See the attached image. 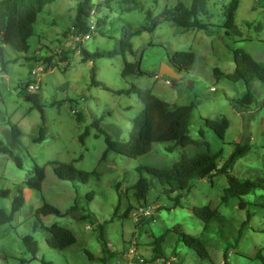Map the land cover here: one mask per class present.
I'll list each match as a JSON object with an SVG mask.
<instances>
[{"label":"rangeland","instance_id":"obj_1","mask_svg":"<svg viewBox=\"0 0 264 264\" xmlns=\"http://www.w3.org/2000/svg\"><path fill=\"white\" fill-rule=\"evenodd\" d=\"M135 1L139 5L92 0V21L95 26L97 22L103 25L102 32L94 29L88 39L76 41L77 0H50L38 13L28 51L17 53L5 46V64L0 60V148L7 151H0V191L8 194H0V208L10 211L17 190L25 202L11 222L0 226V264H42V260L50 264H114L132 241L144 259L142 264H264V190L256 188L241 199L223 202L227 186L223 173L191 181L187 191L168 192L155 176L139 170L146 166L171 168L183 156L204 152L219 153L216 163L220 167L240 142L248 150L234 162L230 173L239 179H264V83L252 82V102L241 104L245 84L224 76L234 69L232 50L236 48L264 64V0H238L230 28L223 27L227 19L224 6L230 0H207L208 14L200 20L212 25L210 34L181 30L172 21L173 6L178 2L188 6L190 0ZM127 32L132 33V52L122 44ZM82 48L124 52L85 60ZM177 51L194 52L192 69L180 73L178 79L160 74L162 64L171 63L169 57ZM139 59L141 69L151 75L122 77L125 61ZM34 67H42V80L32 91ZM92 79L110 89L93 85ZM131 85L148 89L169 103H193L189 134L194 142L184 147L155 142L147 153L136 157L107 150L104 134L93 122L102 117L99 126L112 139L127 142L143 103L135 94L113 91ZM33 92L43 113L28 99ZM222 117L229 122L224 138L203 121ZM12 125L18 128V135L13 134ZM40 127L45 129L44 136L34 141ZM169 146H173L171 151L166 150ZM52 161L73 164L87 173V181L58 178ZM35 165L45 168L40 190L25 184ZM140 177L150 184L141 201L132 193ZM178 194L181 204L174 206ZM241 200L243 208L239 207ZM43 203L55 206L62 215L38 218L35 211ZM205 205L218 212L206 226L192 213L193 207ZM141 208L151 214L134 219ZM54 223L69 229L75 242L62 249L48 246L46 227ZM104 223V236L114 253L108 258L98 239ZM182 233L199 238L205 255L186 246ZM25 235L37 242L35 258L22 240Z\"/></svg>","mask_w":264,"mask_h":264},{"label":"trees","instance_id":"obj_2","mask_svg":"<svg viewBox=\"0 0 264 264\" xmlns=\"http://www.w3.org/2000/svg\"><path fill=\"white\" fill-rule=\"evenodd\" d=\"M50 0H0V60L1 64H5L4 52L5 46L10 45L12 50L17 53L27 52L29 49L28 39L34 35L33 25L37 20L38 13ZM126 3H136L135 0H124ZM238 7V0H230L225 6L224 13L226 14V21L223 25L224 28H230L234 23V14ZM93 8L92 0H77L75 21L73 24V33L85 34L89 33V19L90 13ZM172 21L181 30L198 29L207 34H210L212 25L203 23L200 17L208 14L207 0H190L187 6L182 2H178L173 6ZM170 12V11H168ZM146 16L150 17L147 12ZM154 25V24H153ZM101 25L96 23L95 30L100 31ZM228 32V31H227ZM130 35V36H129ZM132 33L127 32V38L123 39L122 44L127 47V50L132 52L131 37ZM123 53L124 50L112 51H94L89 52L86 49H81V54L85 60H91L98 57H111L113 55ZM233 61L235 64L234 71L227 74V78L232 81H242L246 87V93L242 96L240 103L249 104L252 102L250 93V84L254 81H261L264 83V65L258 63L246 51L236 48L232 50ZM195 54L192 51H177L174 52L169 60L171 65L174 66L178 73L190 71L193 67ZM141 60L133 62L125 61L124 67L121 71V76L127 75L142 76L151 75L149 72L141 69ZM215 72L217 69L215 68ZM155 76V75H154ZM91 83L96 86H101L103 89L109 90L110 88L100 81L92 79ZM116 94H135L142 101L143 107L140 113L133 120V128L130 132L129 140L121 142L112 139L104 129L99 126L102 117L94 120L93 124L97 127L100 133L104 134L107 150H113L120 154L129 157H136L147 153L152 144L155 142H173L174 145L187 146L194 142V139L189 134V118L191 111L194 107L193 103L190 104H175L166 102L148 89H140L135 85H131L125 89H118L113 91ZM36 93L33 92L28 95V99L32 101V106L37 107L43 113L42 106L38 102ZM264 105V102H263ZM80 117V115L78 114ZM207 128L212 129L220 138H224L225 131L229 126V122L225 117L219 119H203ZM101 128V129H100ZM13 134L18 135L19 130L15 125H12ZM85 130L80 138L85 135ZM45 133L44 127L39 128V135L34 141H39L43 138ZM203 135L204 131L199 130ZM173 146H169L166 150L171 151ZM107 150L104 151L103 157ZM248 150L246 143H236L234 149L229 156L223 161L220 167H217L216 157L219 153L214 155L208 152L198 153L193 157L183 156L180 160L173 163L171 168H156L152 166L142 167L139 170H145L148 174L155 176L161 184L167 186L168 192L174 191H187L191 187V181L211 177L216 173H223L227 180V186L221 196L223 202H227L230 198L242 196L253 192L256 188L264 190V179L251 180L239 179L230 173V169L234 162ZM0 151L6 152L4 147ZM18 165L20 162L15 158ZM53 165L54 174L60 179H67L72 181H87V173L76 168L71 163H64L58 161L50 162ZM45 178V168L40 165H35L32 175L26 180V186L31 189L40 190L42 181ZM150 189V184L146 178L140 177L139 180L132 186V193L139 201L144 200L146 193ZM0 194H8L7 190H1ZM90 193H88L87 197ZM174 206H179L180 195L178 194L174 199ZM25 202L20 190L13 197L10 211L0 208V226L9 223L13 219V214L19 210ZM239 207H245V202L241 200ZM74 210L75 208H71ZM192 213L202 219L205 226L213 218L218 216L215 209L209 206L193 207ZM62 215L59 209L49 203H43L41 207L37 208L35 215L38 218L43 215ZM250 217V215H248ZM248 219L246 220V222ZM105 223L100 225L98 232V239L101 243L102 249L106 254V258L113 256V252L109 251L108 242L104 236ZM49 233L46 237V243L52 248L62 249L75 242V237L72 232L57 224H52L46 227ZM181 240L186 246L193 247L201 255H205L204 245L199 238L193 237L188 234L182 233ZM23 242L27 246L28 251L31 253L32 258H35L38 252V245L36 240L30 235L22 237ZM107 260V259H106ZM42 264H50L42 260Z\"/></svg>","mask_w":264,"mask_h":264},{"label":"built area","instance_id":"obj_3","mask_svg":"<svg viewBox=\"0 0 264 264\" xmlns=\"http://www.w3.org/2000/svg\"><path fill=\"white\" fill-rule=\"evenodd\" d=\"M94 11L95 10L92 8L91 13H90V19H89L90 21L89 22V27H90L89 33L76 34L75 35L76 41L88 39L90 37L91 32L95 29V25L92 21V16L94 14ZM41 71H42V67H34L31 70V83L29 85L30 90L35 91L39 87L41 80H42ZM159 76L160 75H155V78H158ZM165 83L170 84V80L166 79ZM150 214L151 213L148 209L141 208L140 212L134 215L135 216L134 219H136L140 215H150ZM135 245H136L135 242L132 241L129 249H127L125 252H121L114 264H142L144 262V259L138 252V249ZM166 264H171V263L169 261H166Z\"/></svg>","mask_w":264,"mask_h":264},{"label":"water","instance_id":"obj_4","mask_svg":"<svg viewBox=\"0 0 264 264\" xmlns=\"http://www.w3.org/2000/svg\"><path fill=\"white\" fill-rule=\"evenodd\" d=\"M159 73L172 79H178L182 77V74L178 73L171 63H163L159 69Z\"/></svg>","mask_w":264,"mask_h":264},{"label":"crops","instance_id":"obj_5","mask_svg":"<svg viewBox=\"0 0 264 264\" xmlns=\"http://www.w3.org/2000/svg\"><path fill=\"white\" fill-rule=\"evenodd\" d=\"M195 57H196V55H195ZM254 60H255V59H254ZM194 62H195V59H194ZM258 63H260V62H258ZM193 64H194V63H193ZM261 64L264 65L262 62H261ZM234 68H235V66H234ZM214 70H215V69H214ZM233 71H234V69H233ZM233 71H232V72H233ZM232 72H231V73H232ZM216 73H217V72H216ZM227 74H230V73H229V72H228V73H225L224 76L227 75ZM154 77H155V76H154Z\"/></svg>","mask_w":264,"mask_h":264}]
</instances>
